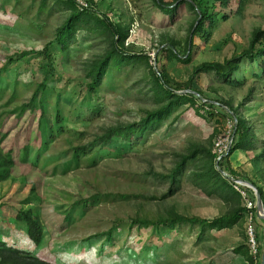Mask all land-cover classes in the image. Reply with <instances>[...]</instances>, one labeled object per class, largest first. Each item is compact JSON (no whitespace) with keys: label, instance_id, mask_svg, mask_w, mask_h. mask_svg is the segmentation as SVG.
<instances>
[{"label":"rangeland","instance_id":"rangeland-1","mask_svg":"<svg viewBox=\"0 0 264 264\" xmlns=\"http://www.w3.org/2000/svg\"><path fill=\"white\" fill-rule=\"evenodd\" d=\"M43 1L0 0V126L5 120V130L17 121L12 111L31 102L49 73L41 51L69 16L59 0ZM85 1L94 16L109 17L128 29L121 48L136 58L121 67L112 64L99 91L90 92V65L106 56L111 38L102 29H81L68 51L52 48L56 73L45 93L36 94L38 107L45 105L44 127L38 124L40 111L31 120L25 114L1 145L6 152L14 144L17 154L29 136L31 149L29 163L17 164L12 176L0 182V237L52 258V264H251L235 249L243 245L256 255L249 234L253 226L256 248L262 250L258 263L263 264L264 217L258 208L248 211L243 223L221 230L190 222L158 228L133 222H158L176 213L213 219L232 208L210 192L217 178L201 176L219 170L212 158L219 139L232 140L231 145L239 139L234 132L237 116L247 121L255 146L236 151L230 166L264 190V77L254 73L260 72L257 64L241 63L233 74L236 85L214 72L202 73L192 89L179 92L200 91L210 101L195 93L196 103L175 106L143 137L131 143L114 138L94 161L93 154L81 153L79 164L67 165L76 148L109 128L139 121L168 104L156 81L160 71L185 84L198 64L224 63L248 49L254 32L264 29V0H165L168 8L156 0ZM206 8L211 14L209 38L205 32L196 34ZM137 21L140 26L132 34ZM189 53L190 61L184 62ZM212 103L216 106L210 107ZM198 150L169 195L168 175L184 156ZM247 192L256 199L253 189ZM78 202L85 206L77 207L75 219L64 225ZM19 208H32L44 226L40 246L16 218ZM111 229L110 241L105 234Z\"/></svg>","mask_w":264,"mask_h":264},{"label":"trees","instance_id":"trees-1","mask_svg":"<svg viewBox=\"0 0 264 264\" xmlns=\"http://www.w3.org/2000/svg\"><path fill=\"white\" fill-rule=\"evenodd\" d=\"M59 1L65 4V6L67 7V9L69 10V16L62 24V26L58 28L56 37L51 40L41 51L43 56L48 61L49 73L46 75L45 80L39 85L36 94L40 90L45 93V91L49 87V80L56 73L52 48L54 46H57L63 51H68L70 47L77 41V33L81 29H102L104 33L112 40V46L108 50L106 56H104L100 60L94 61L89 68L88 77L91 79L88 83L89 90L90 92H98L112 64L121 67L122 63L127 59L136 58L135 54L126 53L121 48V44L124 45V42L128 37V29L122 25L113 23L109 17L98 18L94 16L91 13L90 8L81 10L77 0ZM156 1L161 7L168 8V6H166L165 0ZM45 3L46 0L43 1V5H45ZM192 7L195 8V5H193ZM173 10L174 9L169 11ZM201 18L202 20L197 26L196 34L199 32H205L204 34H206V37L209 38L211 33L207 32V22L211 19V14L208 8H206L201 14ZM190 58L191 53H189L187 55V59L183 61L188 62L190 61ZM244 61H250L253 64H257L260 72L254 71V73H256V75L264 77V29H258L254 32L249 48L244 50L240 55H237L232 59L225 61L224 63L207 61L195 66L192 75L190 76L188 81L185 82V84L182 82L174 81L166 71H160L159 76H156V81L157 85L160 87L159 93L164 95V97L169 100L168 104L158 110L148 112L147 115L139 121H135L123 126L109 128L106 134L97 138L95 141L84 147L76 148L74 158L68 163L67 167L70 168L72 163L79 164V157L81 153H84L86 155L93 154L92 160L94 161L95 156L103 151L114 138H121L122 141L131 143L133 142L134 138L143 137L145 134H147L148 131L156 129L171 113L172 109L175 106L188 103H196L199 98L195 93L199 94L201 98L206 100L207 97H205L204 94L200 91L195 90L196 92L194 93L179 92V90L183 89H192L193 82L204 72H214L220 79H223L233 85L238 84L239 80L233 78V74L239 70L241 63H243ZM0 83H2L1 79ZM172 84H174L175 86H171ZM36 94L33 96L30 103L23 104L22 106H20V108L12 111V113L16 115L17 121L13 125L9 126L7 130H5V120L2 121V124L0 126V182L12 176V169L17 164L26 165L29 163L31 149L29 136L26 137L27 141L17 154L14 150V144H10L6 152H3L1 147L5 139H7L9 135L11 137V133L19 124L20 119L25 114H29V120H31L32 118L37 117L38 111H40L41 114L38 118V124L41 128H43L45 125V105L42 104L40 108L38 107L39 98ZM207 101L210 100L207 99ZM217 102L221 105H227L231 110L237 113V110L232 105H228L224 101L217 100ZM56 103L59 106V102L56 101ZM215 106L216 105L214 103L210 104V107ZM234 132L236 136L239 137V139L231 145L228 154L223 158L219 165L221 169L229 172L235 178L247 180L245 177L239 175L238 172L231 168L230 158L238 150H253L255 143L253 140H251L247 121L239 116H237V123ZM19 134L20 132L16 133V136L14 137L15 141L17 140ZM12 142L15 143L14 141ZM200 152L201 150H198L184 156L183 160L168 175V178L172 183L169 195L174 192L176 185L180 183V177L189 161L195 159ZM217 157V152L215 154H212V158H214L215 161H217ZM201 177H205L208 179H213V177L217 178L215 184L216 186H214L213 190H211L210 192L217 194L227 204L232 206V208L227 213L213 219L188 217L176 213L174 218L158 222H148L144 220H134L133 222L137 223L139 226L149 227L153 225L157 228L162 225L169 226L178 223L190 222L199 223L203 226H208L212 229L219 230L232 228L243 223L246 217V213L250 210L246 207L245 204H243V195L239 190L236 189L234 183L229 178L225 177L220 170H217L215 168L210 170L207 174H205V176L202 175ZM258 189L261 192L264 201V190L260 186L258 187ZM96 198L97 196L95 197V199ZM29 201L33 202L35 201V199H29ZM82 203L83 202H78L76 207L71 208V210L65 217L64 225H68L71 222L72 217L73 219H75L77 207H79L80 205L85 206ZM255 208L257 209V207ZM16 218L20 222L25 223L29 237L37 246H40L44 240L45 230L44 226L34 213L33 209L19 208L16 214ZM105 235V239L111 241L113 239V229H111ZM235 251L244 255L247 261H249L251 264H260L258 263V259H260L262 256V250L260 248L258 249L256 255H252L250 253V250L243 245L237 247ZM52 262L53 260L50 257L48 258L43 256H36L30 251L22 250L20 248L9 245L5 240H3L2 237H0V264H52Z\"/></svg>","mask_w":264,"mask_h":264},{"label":"built area","instance_id":"built-area-1","mask_svg":"<svg viewBox=\"0 0 264 264\" xmlns=\"http://www.w3.org/2000/svg\"><path fill=\"white\" fill-rule=\"evenodd\" d=\"M77 1L79 3V7L81 10H84V9L90 7L89 3L86 2L85 0H77ZM139 26H140V23L137 21L136 23L133 24L130 32L132 34H135L137 32ZM231 143H232V140L229 141L226 139H219L216 142V152L218 154V157H217L218 168L225 177L229 178L234 183L236 189L242 193L243 198L246 202V204H245L246 207L249 210H253L255 207H257L256 199H250L247 196L248 195L247 190H248V188H251V187L248 184H246L243 179H237L233 175H231L229 172L221 169V167L219 165V163L223 160V158L228 154L230 147H231ZM249 234L251 236V241L253 242L255 251L257 253L258 249L256 248L255 229L253 226H250Z\"/></svg>","mask_w":264,"mask_h":264},{"label":"water","instance_id":"water-1","mask_svg":"<svg viewBox=\"0 0 264 264\" xmlns=\"http://www.w3.org/2000/svg\"><path fill=\"white\" fill-rule=\"evenodd\" d=\"M191 92H193V91L191 90ZM244 182L246 184H248L255 191L259 215H262V217H264V201H263V197H262L261 192L259 191L258 187L255 184H253L252 182L247 181V180H244Z\"/></svg>","mask_w":264,"mask_h":264}]
</instances>
